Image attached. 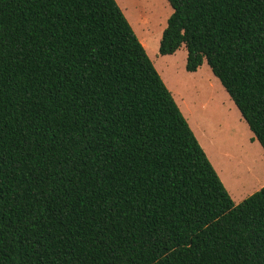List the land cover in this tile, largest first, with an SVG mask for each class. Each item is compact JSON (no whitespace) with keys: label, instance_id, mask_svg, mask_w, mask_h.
Returning <instances> with one entry per match:
<instances>
[{"label":"trees","instance_id":"trees-1","mask_svg":"<svg viewBox=\"0 0 264 264\" xmlns=\"http://www.w3.org/2000/svg\"><path fill=\"white\" fill-rule=\"evenodd\" d=\"M161 55L206 61L264 150V0H167ZM0 264H264L116 0H0Z\"/></svg>","mask_w":264,"mask_h":264},{"label":"rangeland","instance_id":"rangeland-1","mask_svg":"<svg viewBox=\"0 0 264 264\" xmlns=\"http://www.w3.org/2000/svg\"><path fill=\"white\" fill-rule=\"evenodd\" d=\"M235 203L264 185V150L210 67L185 69L186 48L161 55L167 0H116Z\"/></svg>","mask_w":264,"mask_h":264},{"label":"crops","instance_id":"crops-1","mask_svg":"<svg viewBox=\"0 0 264 264\" xmlns=\"http://www.w3.org/2000/svg\"><path fill=\"white\" fill-rule=\"evenodd\" d=\"M193 131V130H192ZM198 140V139H197ZM203 148V147H202Z\"/></svg>","mask_w":264,"mask_h":264}]
</instances>
